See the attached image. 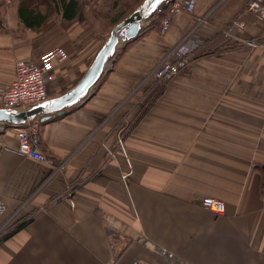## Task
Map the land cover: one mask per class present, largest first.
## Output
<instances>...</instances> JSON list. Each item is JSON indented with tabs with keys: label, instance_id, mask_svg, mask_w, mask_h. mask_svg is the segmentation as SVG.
<instances>
[{
	"label": "crops",
	"instance_id": "1",
	"mask_svg": "<svg viewBox=\"0 0 264 264\" xmlns=\"http://www.w3.org/2000/svg\"><path fill=\"white\" fill-rule=\"evenodd\" d=\"M247 1L199 0L192 14H172L163 34L150 25L124 43L88 97L40 123L51 165L11 151L15 128L0 132V264H264V21L252 22ZM105 4L110 21L118 10ZM17 5L0 1V85L17 59L62 46L69 59L47 81L49 98L61 95L114 26L98 31L87 6L45 49ZM204 15L206 44L187 71L138 87ZM237 17L246 27L223 37ZM206 196L225 213L202 208Z\"/></svg>",
	"mask_w": 264,
	"mask_h": 264
},
{
	"label": "built area",
	"instance_id": "2",
	"mask_svg": "<svg viewBox=\"0 0 264 264\" xmlns=\"http://www.w3.org/2000/svg\"><path fill=\"white\" fill-rule=\"evenodd\" d=\"M199 0H163L156 9L148 25L159 22V33L166 32L170 25L172 14H192ZM10 3V0H5ZM245 10L252 15V22L264 21V0H248ZM207 15L200 16L189 31L169 50L166 51L149 73L140 81L138 87L149 82L166 84L173 81L178 75L185 73L191 61V55L205 46L206 40L197 34L198 28L206 23ZM241 17L233 19L222 31L223 37L234 35L239 29L246 27ZM247 47L257 48L261 44L254 39L241 41ZM69 59L68 53L62 46H55L41 52L36 59H17L14 63V78L7 84L0 85V107L21 110L27 106L39 103L48 98L47 81L56 67H60ZM41 121L36 118L24 124L14 126L0 123V132L6 127L16 130L17 145L11 149L13 153L43 164L51 165L52 160L43 153L40 147ZM119 147L125 153L121 139ZM10 149V148H7ZM113 157L114 153L109 152ZM200 205L216 215L225 213V203L218 198L206 196L200 200ZM6 205L0 197V215L5 213ZM4 229V227H3ZM153 251L161 256L173 258V255L163 249L152 247ZM111 261L108 264H113ZM130 264H144L134 261Z\"/></svg>",
	"mask_w": 264,
	"mask_h": 264
},
{
	"label": "water",
	"instance_id": "3",
	"mask_svg": "<svg viewBox=\"0 0 264 264\" xmlns=\"http://www.w3.org/2000/svg\"><path fill=\"white\" fill-rule=\"evenodd\" d=\"M162 0H143L129 15L117 23L101 45L80 80L68 91L56 97L17 110L0 107V123L18 126L39 118L41 122L62 115L90 95L102 75L108 72L120 46L135 40L142 21L152 17Z\"/></svg>",
	"mask_w": 264,
	"mask_h": 264
},
{
	"label": "trees",
	"instance_id": "4",
	"mask_svg": "<svg viewBox=\"0 0 264 264\" xmlns=\"http://www.w3.org/2000/svg\"><path fill=\"white\" fill-rule=\"evenodd\" d=\"M131 1L133 3L130 2V4L129 0H113L110 2L111 7L116 11L118 10V12L113 15V18L110 19V25L112 27L131 13L143 0ZM45 3H48L46 7L49 8L51 6H55L57 8V12L65 21H83L82 6L78 0H18L17 17L19 22L31 30L38 31L40 28H43L46 22V14H43L39 9V4L43 5ZM121 53L122 49L117 51L115 57H118ZM21 225L22 224L19 226Z\"/></svg>",
	"mask_w": 264,
	"mask_h": 264
},
{
	"label": "rangeland",
	"instance_id": "5",
	"mask_svg": "<svg viewBox=\"0 0 264 264\" xmlns=\"http://www.w3.org/2000/svg\"><path fill=\"white\" fill-rule=\"evenodd\" d=\"M1 1V0H0ZM3 3L5 5L9 4L6 3L5 0H2ZM12 0H10L11 3ZM79 3L82 6V13L83 11L85 12L87 10V6H89L88 11L90 13H88L89 16H95L96 20L99 22L98 26H97V30H101L102 32H108L107 30H109V26H110V21H109V17L108 15H106V10L105 9V1L106 0H78ZM113 0H108V3L112 2ZM135 1V0H134ZM133 3L131 0H129V4ZM163 2V0H162ZM161 2V3H162ZM18 4V0H13V4ZM160 3V4H161ZM39 9L42 11L43 14H46V22H45V26L43 28H40L38 31L34 30L36 33L42 34V38L41 43L42 46L47 49L48 47L52 46V45H57V41L61 39V37L63 36V31L67 28V21H63L61 18V15L57 12V8L55 6H51L46 7V5H48V3H45L43 5L39 4ZM158 8V7H157ZM87 15V16H88ZM88 16V17H89ZM83 17H84V13H83ZM151 20V18H149V21ZM148 20H144L142 21V23L140 24V29L142 28V30L140 31L141 34L144 31V29H146L149 24ZM72 22V21H69ZM157 29L159 27V22L157 21L156 24H153ZM106 26V28H105ZM103 28H105L103 30ZM181 39V38H180ZM46 46V47H45ZM121 46L119 47L118 51L120 50ZM156 64V63H155Z\"/></svg>",
	"mask_w": 264,
	"mask_h": 264
}]
</instances>
